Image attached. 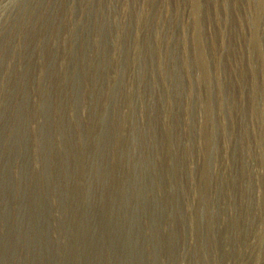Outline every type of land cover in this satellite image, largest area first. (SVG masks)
Returning <instances> with one entry per match:
<instances>
[{
  "label": "rangeland",
  "instance_id": "obj_1",
  "mask_svg": "<svg viewBox=\"0 0 264 264\" xmlns=\"http://www.w3.org/2000/svg\"><path fill=\"white\" fill-rule=\"evenodd\" d=\"M0 264H264V0H0Z\"/></svg>",
  "mask_w": 264,
  "mask_h": 264
}]
</instances>
